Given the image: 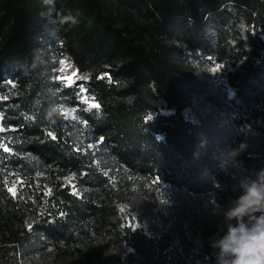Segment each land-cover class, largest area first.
I'll return each mask as SVG.
<instances>
[{"label": "trees", "instance_id": "1", "mask_svg": "<svg viewBox=\"0 0 264 264\" xmlns=\"http://www.w3.org/2000/svg\"><path fill=\"white\" fill-rule=\"evenodd\" d=\"M261 30L264 0H0V264L100 231L129 247L115 264H220L124 223L119 204L156 185L158 221L190 222L203 198L230 202L264 169L247 141L264 123ZM64 58L99 109L57 79ZM261 254L249 249L248 264Z\"/></svg>", "mask_w": 264, "mask_h": 264}, {"label": "rangeland", "instance_id": "2", "mask_svg": "<svg viewBox=\"0 0 264 264\" xmlns=\"http://www.w3.org/2000/svg\"><path fill=\"white\" fill-rule=\"evenodd\" d=\"M259 35L264 39V30L259 31ZM61 61H66L65 64L59 65L57 70L58 76L70 75L75 72L77 75L73 77L75 83L71 87L76 90L78 101L85 110L92 108L88 107L81 99V93L79 92L78 85H83L86 80L85 74L79 73L73 65L65 58ZM218 68V70H216ZM63 69V72L60 70ZM232 69V65L228 62L213 64L209 67V73L211 76V82L214 85L224 82L226 73ZM65 85V82L62 81ZM84 97L89 99L92 98L85 92ZM74 109L69 107L61 108V111L66 115L67 118L74 116ZM201 109L198 106H191L184 111V116L195 121L196 114ZM247 141L248 147L257 152H264V123L258 122L256 128L247 130ZM252 179L256 178V174L250 175ZM69 178L65 179L67 182ZM133 194L128 197L127 202H121L119 209L122 216L124 217V223L132 225V227H142L147 231L154 226L157 229H163L167 231L171 237L172 242L176 247L180 244L186 247L187 252L201 253L207 249L215 254L209 246L210 237L217 233L219 226L222 225V215L213 214L214 206L218 205L221 207H227L229 202L217 203L212 199L203 198L200 208L196 212L195 220L190 222H166L161 223L156 218L158 210V202L152 201V197H149L151 192L159 194L161 188L154 185H146L143 188L136 186L133 188ZM151 204L150 208H147L148 204ZM145 214H142L144 213ZM150 215L152 225L148 226L145 218ZM129 247L125 244H120L111 236V232L100 231L92 233L91 236H85L83 238L73 239L69 242H60L58 247H50L44 255L37 256L33 260V264H115L123 260Z\"/></svg>", "mask_w": 264, "mask_h": 264}, {"label": "clouds", "instance_id": "3", "mask_svg": "<svg viewBox=\"0 0 264 264\" xmlns=\"http://www.w3.org/2000/svg\"><path fill=\"white\" fill-rule=\"evenodd\" d=\"M240 194L227 207L214 206L213 214L222 215V225L209 240L220 264H248L249 249L264 246V169L256 178L239 181ZM230 258V259H228ZM264 264V254L260 255Z\"/></svg>", "mask_w": 264, "mask_h": 264}, {"label": "snow or ice", "instance_id": "4", "mask_svg": "<svg viewBox=\"0 0 264 264\" xmlns=\"http://www.w3.org/2000/svg\"><path fill=\"white\" fill-rule=\"evenodd\" d=\"M59 63H61V64H65L66 63V61H59ZM216 70H218V68L216 69ZM61 72H63V69H61L60 70ZM76 73L75 72H72L70 75H60V76H58L57 77V79L58 80H61V81H64L65 82V86H67V87H71L72 86V84L73 83H75V81H74V79H73V77H76ZM102 79L104 78V77H101ZM78 88H79V92L81 93V99H82V101L85 103V104H88V107L89 108H92V109H99L100 107H101V105L99 104V103H97V102H95L94 100H89V99H87V98H85L84 97V93L86 92V89L83 87V85H78ZM4 99H6V97H3ZM151 119V116L149 115V116H147L146 117V120H150ZM49 136L52 138V139H56L57 137L56 136H54L51 132L49 133ZM93 147V145H91V144H89V145H87V148H92ZM3 151L4 152H9L10 151V149L7 147V146H5L4 148H3ZM158 182V181H157ZM8 191L13 195V196H15L16 195V188L13 186V187H9L8 188ZM50 194V193H49ZM74 194H75V191H74Z\"/></svg>", "mask_w": 264, "mask_h": 264}]
</instances>
